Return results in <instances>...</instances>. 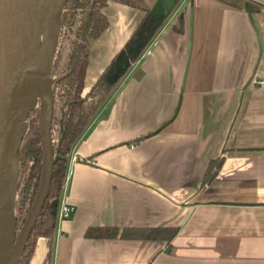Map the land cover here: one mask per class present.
<instances>
[{
	"label": "crops",
	"instance_id": "1",
	"mask_svg": "<svg viewBox=\"0 0 264 264\" xmlns=\"http://www.w3.org/2000/svg\"><path fill=\"white\" fill-rule=\"evenodd\" d=\"M106 2L84 91L128 43L140 52L70 153L74 212L28 264H264V10ZM146 10L164 19L148 42Z\"/></svg>",
	"mask_w": 264,
	"mask_h": 264
},
{
	"label": "trees",
	"instance_id": "2",
	"mask_svg": "<svg viewBox=\"0 0 264 264\" xmlns=\"http://www.w3.org/2000/svg\"><path fill=\"white\" fill-rule=\"evenodd\" d=\"M106 5V0H67L61 13L58 43L50 65V75L54 79L52 134L54 155L57 160L53 168V181L48 197L19 264H28L37 238L54 237L70 153L93 117L125 76L131 60L140 52V50H132L128 43L111 60L96 85L88 92L84 91L90 55L89 42L99 37L109 25L104 12ZM249 5L252 11L263 10L256 4ZM163 22V17L146 10L134 35H140L145 42H148L158 33ZM27 120L28 134L22 142L19 154L15 205L16 219L20 224H24L37 194L43 167L44 149H42L39 108L33 109ZM161 231L165 233L166 230H154L151 237H160ZM176 233V228H169L168 235L163 236L170 241Z\"/></svg>",
	"mask_w": 264,
	"mask_h": 264
},
{
	"label": "water",
	"instance_id": "3",
	"mask_svg": "<svg viewBox=\"0 0 264 264\" xmlns=\"http://www.w3.org/2000/svg\"><path fill=\"white\" fill-rule=\"evenodd\" d=\"M66 1L0 0V239L2 222L16 220L12 203L16 202L19 154L28 134L27 117L38 105L44 149L39 189L14 244L7 251L0 250L3 264L20 263L53 181L57 159L52 134L54 79L50 65Z\"/></svg>",
	"mask_w": 264,
	"mask_h": 264
},
{
	"label": "built area",
	"instance_id": "4",
	"mask_svg": "<svg viewBox=\"0 0 264 264\" xmlns=\"http://www.w3.org/2000/svg\"><path fill=\"white\" fill-rule=\"evenodd\" d=\"M252 4H256L260 6L264 10V0H248ZM263 83V82H260ZM71 160L76 161L78 160L77 155L71 156ZM72 212H74V207L69 205L64 197H61L60 202H59V207H58V212H57V220L60 222L66 218H68Z\"/></svg>",
	"mask_w": 264,
	"mask_h": 264
},
{
	"label": "bare ground",
	"instance_id": "5",
	"mask_svg": "<svg viewBox=\"0 0 264 264\" xmlns=\"http://www.w3.org/2000/svg\"><path fill=\"white\" fill-rule=\"evenodd\" d=\"M16 180H17V170H16V164L14 167V171H13V183H14V187L16 184ZM11 225L9 222H2V235H1V239H0V250L1 251H7L8 248L10 247V241L11 237H12V231H11ZM0 264H3L2 262H0Z\"/></svg>",
	"mask_w": 264,
	"mask_h": 264
},
{
	"label": "rangeland",
	"instance_id": "6",
	"mask_svg": "<svg viewBox=\"0 0 264 264\" xmlns=\"http://www.w3.org/2000/svg\"><path fill=\"white\" fill-rule=\"evenodd\" d=\"M36 108H39V113L41 112V109H40V105H38ZM36 114V113H35ZM34 114V115H35ZM12 204H14V207H15V205H16V202H14V203H12ZM10 223V225H11V235H12V237H11V240L12 241H10V247L12 246V244H14V242H15V240H16V238L18 237V235H19V233H20V231H21V228H22V226H24L23 224H20L19 222H18V220L16 219L15 221L13 220V221H11V222H9ZM33 240V239H32Z\"/></svg>",
	"mask_w": 264,
	"mask_h": 264
}]
</instances>
